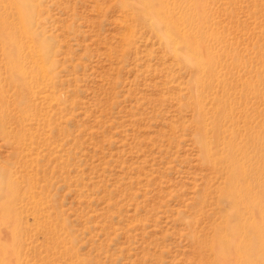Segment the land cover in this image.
<instances>
[{
  "label": "rangeland",
  "instance_id": "rangeland-1",
  "mask_svg": "<svg viewBox=\"0 0 264 264\" xmlns=\"http://www.w3.org/2000/svg\"><path fill=\"white\" fill-rule=\"evenodd\" d=\"M16 7L46 72L1 78L0 264H264V0Z\"/></svg>",
  "mask_w": 264,
  "mask_h": 264
},
{
  "label": "bare ground",
  "instance_id": "bare-ground-1",
  "mask_svg": "<svg viewBox=\"0 0 264 264\" xmlns=\"http://www.w3.org/2000/svg\"><path fill=\"white\" fill-rule=\"evenodd\" d=\"M15 10H16L15 11L16 12V18L18 19V26L17 25L14 26L12 22L8 23L5 18H1L0 17V42H2V44L4 42H6L7 45L10 44L13 49L18 50L21 53L22 57H24L23 56L24 53H27L28 55L25 58H28L29 61H32L33 66L32 67L30 66L31 69L29 70V67L27 66L28 63L26 64L24 59L23 60L20 59L18 65L15 64L16 67H17V70H13L12 69V65L13 64H11V63H7L8 65L7 64H4V65L0 64V96L1 97H3V88H2V85H1V83H2V79L1 78L4 76V74L8 73V70H11L13 75H15V74L19 75L20 74L22 76V78H29L30 82L33 85L41 83V81L44 78L43 76L45 75V72H46V64L44 63L42 50L38 49V47L36 48L35 46L32 47L31 41H29V38H28V34H26L23 30H21V23H22L21 11L17 7H16ZM203 55H205V53H203ZM207 59H208V57H207ZM203 63L204 64H202V65L205 66V67H208V68L211 67V65H212V64H210V60L209 59H208V61L205 60ZM209 70H210V73H211L212 72L211 69H209ZM210 75H212V74H210ZM215 141H217V139ZM219 141H220V137H219ZM223 141H224V139H223ZM216 144H217V142H216ZM209 147H210V145H208L206 143V141H204V148H206L207 154L212 158L213 157L212 156V150ZM240 155L242 156V160L245 161L246 160V154L240 153ZM233 159H234V162L236 163L237 167L239 168L238 170H240V169L243 170L244 169V164L240 160H238L236 158V156H234ZM216 163H220L219 160H217ZM241 191L238 190V189H236L234 191L236 193V195H237L236 205H237V207L242 208L243 210L246 211L247 208H248L247 205H246L247 201L250 202V200L252 199L255 202L257 197H256L255 193L252 192L250 187L243 188V192H241ZM250 206L252 208L251 204H250ZM256 209L259 210L258 208H256ZM253 214H255V213H253ZM256 216H255V218H256ZM240 229H243V228H240ZM238 244H240V243H238ZM236 255L237 254H235L234 256H236ZM241 255H239V257H241Z\"/></svg>",
  "mask_w": 264,
  "mask_h": 264
}]
</instances>
